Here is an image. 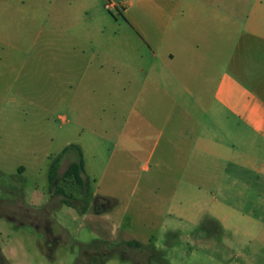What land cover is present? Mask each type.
<instances>
[{"label": "crops", "instance_id": "obj_1", "mask_svg": "<svg viewBox=\"0 0 264 264\" xmlns=\"http://www.w3.org/2000/svg\"><path fill=\"white\" fill-rule=\"evenodd\" d=\"M66 1L74 21L129 33L130 50L74 64L73 83L111 91L121 76V153L170 186V235L200 243L202 264H264V0Z\"/></svg>", "mask_w": 264, "mask_h": 264}, {"label": "rangeland", "instance_id": "obj_2", "mask_svg": "<svg viewBox=\"0 0 264 264\" xmlns=\"http://www.w3.org/2000/svg\"><path fill=\"white\" fill-rule=\"evenodd\" d=\"M10 1L0 8V264H202L200 243L170 235L178 223L158 198L170 186L158 194L156 170L121 153V76L111 91L73 83L74 64L132 48L125 26L83 11L74 21L66 0ZM70 144L85 152L90 188L61 179L64 203L49 168ZM158 175L168 183V171Z\"/></svg>", "mask_w": 264, "mask_h": 264}, {"label": "trees", "instance_id": "obj_3", "mask_svg": "<svg viewBox=\"0 0 264 264\" xmlns=\"http://www.w3.org/2000/svg\"><path fill=\"white\" fill-rule=\"evenodd\" d=\"M68 156H72L74 160L70 163L61 177L59 174V170L62 166L63 160ZM85 172L86 165L82 148L77 144H70L69 146L65 147L63 151L59 155H57L50 164L49 181L55 189L53 194L63 196L64 199L62 201L64 203H69L67 200H65L67 197V193L65 192L64 188L59 185L61 179H72L78 187L88 190L90 188V185L88 179L84 177ZM127 246L133 249H141L144 248L145 245H143L139 241H129L127 242Z\"/></svg>", "mask_w": 264, "mask_h": 264}, {"label": "built area", "instance_id": "obj_4", "mask_svg": "<svg viewBox=\"0 0 264 264\" xmlns=\"http://www.w3.org/2000/svg\"><path fill=\"white\" fill-rule=\"evenodd\" d=\"M111 4H108V7L110 6ZM111 7V6H110Z\"/></svg>", "mask_w": 264, "mask_h": 264}]
</instances>
